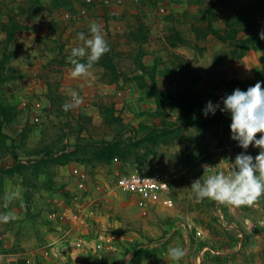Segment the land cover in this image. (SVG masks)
I'll list each match as a JSON object with an SVG mask.
<instances>
[{
  "label": "rangeland",
  "instance_id": "1",
  "mask_svg": "<svg viewBox=\"0 0 264 264\" xmlns=\"http://www.w3.org/2000/svg\"><path fill=\"white\" fill-rule=\"evenodd\" d=\"M92 22L110 51L71 78ZM262 29L264 0H0V215L15 216L0 264H177L171 247L179 264H264V196L221 204L241 239L190 187L243 151L230 115L202 108L264 81ZM69 89L82 103L65 112ZM136 164L168 175L172 206L115 186Z\"/></svg>",
  "mask_w": 264,
  "mask_h": 264
},
{
  "label": "clouds",
  "instance_id": "2",
  "mask_svg": "<svg viewBox=\"0 0 264 264\" xmlns=\"http://www.w3.org/2000/svg\"><path fill=\"white\" fill-rule=\"evenodd\" d=\"M88 32H78L77 38L81 42L73 47L66 57L72 65L71 78L90 77L89 69L101 57L110 51L105 39L102 26L97 22L89 25ZM264 39V31L259 33ZM86 58V59H85ZM264 81H257L246 90L235 88L231 94H226L221 100H208L202 108L205 117L215 115L217 110L230 115V138L237 142L243 151L236 154L230 172H217L204 178H197L191 183V192L197 203L205 199L223 205L245 206L252 205L258 198L264 196ZM71 102L62 104V110L70 111L82 103V97L74 89H69ZM260 133L259 136L256 134ZM257 148L253 156L247 151L249 147ZM19 195L14 191L5 196L11 201ZM15 219L11 213L0 215V221L8 222ZM169 257L177 264L186 256L183 247L168 249Z\"/></svg>",
  "mask_w": 264,
  "mask_h": 264
},
{
  "label": "built area",
  "instance_id": "3",
  "mask_svg": "<svg viewBox=\"0 0 264 264\" xmlns=\"http://www.w3.org/2000/svg\"><path fill=\"white\" fill-rule=\"evenodd\" d=\"M237 87H239V84H237ZM115 186L133 194L146 205L172 206L174 204V200L170 195L171 185L168 175L162 171H150L143 164H136L126 171L119 172L115 179ZM216 212L222 224L237 231L243 239V230L239 226L228 222L227 216L218 202H216ZM246 223L251 224L250 217L246 219Z\"/></svg>",
  "mask_w": 264,
  "mask_h": 264
},
{
  "label": "trees",
  "instance_id": "4",
  "mask_svg": "<svg viewBox=\"0 0 264 264\" xmlns=\"http://www.w3.org/2000/svg\"><path fill=\"white\" fill-rule=\"evenodd\" d=\"M261 31H264V29H262V30H254V32H252V34L254 35V37H256L257 39H260V37H259V33L261 32Z\"/></svg>",
  "mask_w": 264,
  "mask_h": 264
}]
</instances>
